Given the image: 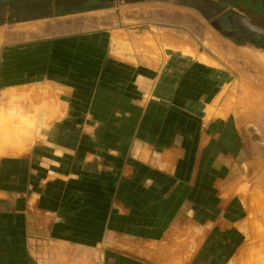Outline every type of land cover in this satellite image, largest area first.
Listing matches in <instances>:
<instances>
[{
  "label": "crops",
  "instance_id": "crops-1",
  "mask_svg": "<svg viewBox=\"0 0 264 264\" xmlns=\"http://www.w3.org/2000/svg\"><path fill=\"white\" fill-rule=\"evenodd\" d=\"M115 1L49 0L0 22V117L30 123L2 147L0 208L16 215L14 242L59 248L64 264L78 251V264H180L181 247L244 222L240 133L207 117L223 74L177 49L154 54L127 28H90V14L133 5ZM8 4L7 17L20 3Z\"/></svg>",
  "mask_w": 264,
  "mask_h": 264
},
{
  "label": "rangeland",
  "instance_id": "rangeland-1",
  "mask_svg": "<svg viewBox=\"0 0 264 264\" xmlns=\"http://www.w3.org/2000/svg\"><path fill=\"white\" fill-rule=\"evenodd\" d=\"M161 1L169 3V6L160 5ZM115 2L105 0V5L113 6ZM123 2H132L133 5H122L90 14L93 19V23H89L90 28L105 27L111 31L127 28L134 35L144 36V42L140 44L154 53L157 47L164 51L175 49L165 44L169 38L180 37L184 39L181 42H188L190 46L195 43L194 58L197 59L198 55L202 54L209 56L216 63V66H210L211 69L223 74L226 80L213 103L212 116L230 117L240 133L242 142L241 149L239 145V153L235 156V166L230 172L231 180H234V192L240 197L246 209L244 222L240 226L209 230L195 246L181 247L183 260L180 264H264V133L260 120L257 118L248 120V107L238 100L245 93L244 85H241L243 81H249L248 78L250 83L254 81L257 71L251 68L252 65L260 57H264V0H123ZM17 3L20 4H15L18 6L12 9L8 17L6 11L11 4L0 5V22L6 20L5 18L14 20L26 18L27 16L23 15H31L36 11L42 12L50 8L49 0H31L28 4L21 1ZM81 3L82 0H57L56 5L58 8H74ZM237 4L240 7H236ZM57 21L59 26L55 22L52 23L56 25L55 30L63 27L60 23L65 20ZM234 26H237L235 30H240L242 36L229 32ZM210 34L214 42L209 38ZM206 41H211L217 50L212 52L206 46ZM203 42L206 43L202 44ZM149 44H152L151 47ZM236 70L240 71L237 73ZM226 108L227 115L222 116L220 112ZM11 109H16V106ZM4 115L5 117H0V154L3 152L2 147L17 145L18 140L25 137L21 132L18 133L21 127L17 124H20V121L25 124L28 122L26 118L19 120L18 117H9L12 115L10 111ZM2 211L0 208V264L65 263L60 262L64 259V252L59 248L56 255H51L50 252L53 251L49 246L25 248L14 242L21 236L19 231L11 228L16 222V215L3 214ZM257 223L259 226L255 225ZM78 253L74 254L73 264H78ZM100 264L104 263L100 261Z\"/></svg>",
  "mask_w": 264,
  "mask_h": 264
},
{
  "label": "bare ground",
  "instance_id": "bare-ground-1",
  "mask_svg": "<svg viewBox=\"0 0 264 264\" xmlns=\"http://www.w3.org/2000/svg\"><path fill=\"white\" fill-rule=\"evenodd\" d=\"M209 38H211V36H209ZM212 39V41L214 42V40H213V38H211ZM181 40H183V39H181V38H179V37H176V39H173V38H169V39H167L166 41H165V44H167V46H169V47H174L175 49H177L179 52H181L182 53V55L184 54V55H187V56H190V57H194L196 54H195V49L193 48L194 46H195V43H194V45H193V43L191 44V45H193V46H190L189 44H188V42H186L188 45H186V43H185V41L184 42H181ZM147 41H149V40H147ZM187 41V40H186ZM150 42V41H149ZM207 42V41H206ZM205 42V43H206ZM153 43V42H152ZM204 42L202 43V44H205ZM207 45V47L213 52V50L215 51V50H217V49H215V47L213 46V44L211 43V41L209 42H207L206 43ZM152 45V44H151ZM151 45L149 44V46L151 47ZM179 45V46H178ZM148 46V45H147ZM167 46H166V48H167ZM202 46H204V45H202ZM196 47V46H195ZM153 48H154V46H153ZM224 49V48H223ZM151 50V49H150ZM217 52V51H216ZM155 54V53H154ZM214 54V53H213ZM218 54V53H217ZM219 55H221V54H219ZM153 56H155V55H153ZM152 56V57H153ZM242 56V55H241ZM158 57V56H157ZM216 57V56H215ZM219 57V56H218ZM156 58V57H155ZM160 58V57H159ZM220 58V57H219ZM201 63H203V64H205V65H208V66H216V63H215V61H213V60H211L210 58H209V56L207 57V56H205V55H198V58H197ZM225 59V58H224ZM197 60V61H198ZM226 60V59H225ZM247 60H248V62H249V59L247 58ZM223 61V60H222ZM252 63V62H251ZM250 64V63H249ZM207 66V67H208ZM234 68V67H233ZM251 68H255L256 70L255 71H257L256 72V76H255V78L253 79L254 81L252 82V83H250L249 81H250V79L248 78V80L249 81H243V84H241V85H244V90H245V93H243L242 94V96L240 97V99H238V100H241V102H243V105L245 104L246 105V107H248V114H247V118H248V120L250 119V120H252V119H254V118H257V119H259L260 120V123H261V126H262V128L261 129H263L262 130V133H264L263 131H264V57H260L259 58V60L257 61V62H255V64L254 65H252V67ZM234 70H235V68H234ZM238 71H240V70H238ZM238 71L236 70V72L238 73ZM248 75V74H247ZM241 76V75H240ZM244 77V76H243ZM257 78V79H256ZM244 79V78H243ZM246 79V78H245ZM235 86V85H234ZM233 88V87H232ZM225 89H226V87H225ZM243 89V88H242ZM236 90H237V88H236ZM243 90V91H244ZM239 91H240V89H239ZM231 92V91H230ZM225 93V92H224ZM227 93V92H226ZM239 93V92H238ZM242 93V92H241ZM234 94H235V92H234ZM225 96V95H224ZM233 97V96H232ZM231 97V98H232ZM234 98V97H233ZM236 98V97H235ZM235 100V99H234ZM233 99H232V101H234ZM34 102V101H33ZM226 103V102H225ZM231 103V102H230ZM229 103V104H230ZM239 104V103H238ZM37 105V104H36ZM233 105V104H232ZM235 105H237L236 103H235ZM240 105V104H239ZM22 106V105H21ZM32 106H33V104H32ZM19 107L20 106H18V109H19ZM228 107V106H227ZM235 107V106H234ZM34 108H36V106L34 107ZM229 108V107H228ZM243 108H244V106H243ZM32 109L33 108H31L30 109V111H32ZM41 109V108H40ZM241 109H242V107H241ZM34 110H36V109H33V111ZM244 110V109H243ZM242 110V111H243ZM32 111V112H33ZM246 111V110H245ZM40 112V111H39ZM38 112V113H39ZM214 111H212V108H207L206 109V113H207V117L209 118L210 116H212L214 113H213ZM36 113V115L38 114L37 112H35ZM217 113V112H216ZM220 113H222L221 115L222 116H225V114L227 115V108L226 109H224L222 112H220ZM245 114V113H244ZM33 115V114H32ZM229 115V114H228ZM34 116V115H33ZM243 116V115H242ZM37 117V116H36ZM32 118V117H31ZM257 119H256V121H257ZM34 120H35V118H34ZM255 120V119H254ZM253 120V121H254ZM29 123V122H28ZM29 125H30V123H29ZM259 128H260V126H259ZM18 129H20V128H18ZM261 132V131H260ZM18 133H19V131H18ZM260 135H261V133H260ZM264 135V134H263ZM42 136V135H41ZM262 136V135H261ZM18 137V136H17ZM20 137V136H19ZM44 138V137H43ZM19 140H21L22 141V139L20 138ZM19 140H18V143H20L19 142ZM15 142H17V140H14ZM262 142V141H261ZM14 144V143H13ZM263 144V143H262ZM261 211H263V210H261ZM264 212V211H263ZM263 217H264V215H263ZM247 220V219H246ZM264 222V221H263ZM245 223H246V221H245ZM246 225V224H245ZM255 225H258L259 226V223H257V224H255ZM239 226H240V223H239ZM242 226V225H241ZM253 227V226H252ZM252 229V228H251ZM262 233V232H261ZM264 234V233H263Z\"/></svg>",
  "mask_w": 264,
  "mask_h": 264
},
{
  "label": "flooded vegetation",
  "instance_id": "flooded-vegetation-1",
  "mask_svg": "<svg viewBox=\"0 0 264 264\" xmlns=\"http://www.w3.org/2000/svg\"><path fill=\"white\" fill-rule=\"evenodd\" d=\"M236 7H240V5L237 4ZM236 27H237V26L232 27L233 30H232V31H229V32H230V33H233V35L235 34L236 36H242L240 30H235ZM228 34H229V33H228ZM230 36H231V35H230Z\"/></svg>",
  "mask_w": 264,
  "mask_h": 264
},
{
  "label": "water",
  "instance_id": "water-1",
  "mask_svg": "<svg viewBox=\"0 0 264 264\" xmlns=\"http://www.w3.org/2000/svg\"><path fill=\"white\" fill-rule=\"evenodd\" d=\"M18 1H25V0H0V5L13 3V2H18Z\"/></svg>",
  "mask_w": 264,
  "mask_h": 264
}]
</instances>
